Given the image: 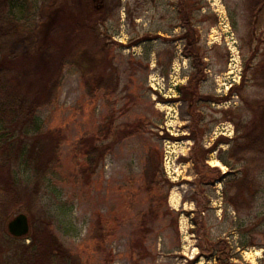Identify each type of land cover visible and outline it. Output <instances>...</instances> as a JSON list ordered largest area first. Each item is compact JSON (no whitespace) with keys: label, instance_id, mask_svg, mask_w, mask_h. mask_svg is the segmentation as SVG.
<instances>
[{"label":"rangeland","instance_id":"1","mask_svg":"<svg viewBox=\"0 0 264 264\" xmlns=\"http://www.w3.org/2000/svg\"><path fill=\"white\" fill-rule=\"evenodd\" d=\"M18 3L12 14L33 37L0 47L14 66L11 89L40 91L45 49L66 59L28 129L55 132L57 160L36 201L0 225V264L12 259L7 223L19 213L30 232L18 241L30 244L32 230L47 224L69 264H218L223 253L224 264H264V157L250 155L245 168L227 155L234 122L253 119L241 95L264 98L250 76L264 48V17L250 32L256 0H104L99 35L90 22L103 14L92 0ZM77 9L79 24L59 18ZM185 21L193 28L184 34ZM186 47L203 69L196 91ZM84 137L100 149L93 169L79 149ZM198 167L217 172L203 182ZM15 172L33 183L31 170ZM244 176L248 191L237 192L232 181Z\"/></svg>","mask_w":264,"mask_h":264},{"label":"trees","instance_id":"2","mask_svg":"<svg viewBox=\"0 0 264 264\" xmlns=\"http://www.w3.org/2000/svg\"><path fill=\"white\" fill-rule=\"evenodd\" d=\"M21 7L22 5L18 3V0H0L1 48L14 38L22 36L21 39L25 43H32L30 41L33 37L30 32L31 30L21 25L18 18L12 14L14 8L19 9ZM253 8L258 12L256 16L252 15L249 19L251 33L258 31L262 26L264 0H256ZM4 10H8V17L3 16ZM18 12L20 11L18 10ZM99 12H102L103 16L90 22V28H92L93 32H96L95 35H99V23L106 20L104 11L99 10ZM61 16H67L77 24L82 20L78 9L74 14L64 13L62 15L61 12L60 19ZM189 31H191L190 27ZM33 50L34 47L32 48ZM192 51L190 47L185 48V55L191 59L195 70L188 88L191 91H196L195 88L203 79V69L201 61ZM52 52L49 48L45 49L46 55L48 54L46 56L48 57L47 66L43 72L45 73V78L42 80L40 91L32 97L28 96L25 92L19 93L11 89L13 83L9 78V73L14 66L10 62L8 63L6 60L0 59V225L3 224L15 207L20 204H29L36 201L39 189L45 181L46 174L54 168L55 160H57L56 156H53L58 146V136H55V132L44 131L28 135V129L31 126H35V113L38 107L44 103H49L52 99L51 92L56 85L53 77L58 75V71H61L66 59L63 53L56 51L53 54ZM250 76L255 85L264 88V48L260 60L252 68ZM242 97L241 95L243 106L252 113L253 119L249 121L237 119L234 122L236 134L234 138L229 140L230 148L227 152L228 159L234 164H244L247 162L246 158L250 155L264 157V98L252 101ZM258 115H261L259 120L257 119ZM103 130L104 135L111 134L108 128H104ZM92 139L97 140L96 137ZM80 148H82L81 151L86 158L85 166L87 169H93L96 164L95 155L100 151L99 147L94 145V140L84 137L79 142ZM103 150L102 155L108 150V147L103 146ZM49 154L50 156H48ZM198 161V159H195L197 166H199ZM18 166L31 170V174L33 175L30 179L34 180L32 184L17 177L15 168ZM244 167H247L246 164H244ZM199 169L198 167V176L201 177L203 182H206V178L209 175L217 172L212 170L208 174V172ZM247 180L244 176L232 181L234 187L237 188V192L240 187L248 191ZM43 226L32 230L30 244L28 245L21 244L17 238H9V242L14 246H11L12 259L10 260V264H53L56 259L62 260L65 264L70 263L72 258L68 251L60 246L57 241H54V237L48 231L47 224ZM223 256H225L224 253L222 256L216 255L218 264L226 262L227 257L224 259Z\"/></svg>","mask_w":264,"mask_h":264},{"label":"water","instance_id":"3","mask_svg":"<svg viewBox=\"0 0 264 264\" xmlns=\"http://www.w3.org/2000/svg\"><path fill=\"white\" fill-rule=\"evenodd\" d=\"M7 231L13 238L19 239L27 236L30 232L28 217L23 213L17 214L8 221Z\"/></svg>","mask_w":264,"mask_h":264},{"label":"crops","instance_id":"4","mask_svg":"<svg viewBox=\"0 0 264 264\" xmlns=\"http://www.w3.org/2000/svg\"><path fill=\"white\" fill-rule=\"evenodd\" d=\"M182 26H183V28H184V34L187 33V32L189 31V27H190V28H193V25H192V23H191L190 21H188V22H186V21L183 22ZM183 55H184L185 57H187V56L185 55V50L183 51ZM187 58L190 59L189 57H187ZM190 60H191V59H190ZM191 63H192V62H191ZM189 81H190V80H188L187 83H189ZM187 83H186V84H187ZM186 84H185V85H182V86H179V89H182L183 87H185ZM199 85H200V84H199ZM199 85H198V86H199Z\"/></svg>","mask_w":264,"mask_h":264},{"label":"flooded vegetation","instance_id":"5","mask_svg":"<svg viewBox=\"0 0 264 264\" xmlns=\"http://www.w3.org/2000/svg\"><path fill=\"white\" fill-rule=\"evenodd\" d=\"M94 4V9L101 10L103 7L104 0H92Z\"/></svg>","mask_w":264,"mask_h":264},{"label":"bare ground","instance_id":"6","mask_svg":"<svg viewBox=\"0 0 264 264\" xmlns=\"http://www.w3.org/2000/svg\"><path fill=\"white\" fill-rule=\"evenodd\" d=\"M172 203H173V205H174L175 203H177V202H176V199H173V200H172Z\"/></svg>","mask_w":264,"mask_h":264}]
</instances>
